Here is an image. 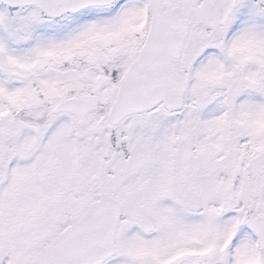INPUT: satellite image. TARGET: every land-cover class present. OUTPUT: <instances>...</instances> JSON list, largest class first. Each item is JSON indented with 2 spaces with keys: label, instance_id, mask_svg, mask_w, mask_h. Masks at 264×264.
<instances>
[{
  "label": "snow or ice",
  "instance_id": "snow-or-ice-1",
  "mask_svg": "<svg viewBox=\"0 0 264 264\" xmlns=\"http://www.w3.org/2000/svg\"><path fill=\"white\" fill-rule=\"evenodd\" d=\"M0 264H264V0H0Z\"/></svg>",
  "mask_w": 264,
  "mask_h": 264
}]
</instances>
